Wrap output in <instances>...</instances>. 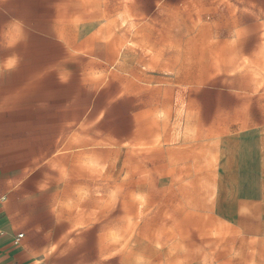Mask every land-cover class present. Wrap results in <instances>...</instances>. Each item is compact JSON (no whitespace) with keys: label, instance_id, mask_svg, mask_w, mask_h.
Segmentation results:
<instances>
[{"label":"rangeland","instance_id":"374dc122","mask_svg":"<svg viewBox=\"0 0 264 264\" xmlns=\"http://www.w3.org/2000/svg\"><path fill=\"white\" fill-rule=\"evenodd\" d=\"M53 1L108 70L73 157L6 196L32 226L28 260L264 264V15Z\"/></svg>","mask_w":264,"mask_h":264},{"label":"crops","instance_id":"0c3cea01","mask_svg":"<svg viewBox=\"0 0 264 264\" xmlns=\"http://www.w3.org/2000/svg\"><path fill=\"white\" fill-rule=\"evenodd\" d=\"M185 5L264 15V0ZM75 48L74 7L53 0H0V264H38L28 260L31 244L24 231L32 226L6 196L55 159L73 157L75 126L106 86L101 75L107 59ZM18 234L23 237L15 244Z\"/></svg>","mask_w":264,"mask_h":264},{"label":"built area","instance_id":"2783aa9c","mask_svg":"<svg viewBox=\"0 0 264 264\" xmlns=\"http://www.w3.org/2000/svg\"><path fill=\"white\" fill-rule=\"evenodd\" d=\"M4 198L1 197L0 198V207L2 205V202H3ZM3 235V232L2 230L0 229V237ZM23 235L22 234H18L17 237L14 239V243L15 244H18L20 242V240L22 239Z\"/></svg>","mask_w":264,"mask_h":264}]
</instances>
